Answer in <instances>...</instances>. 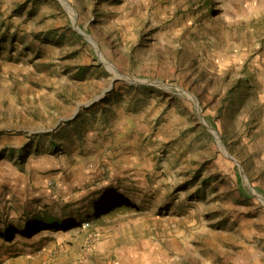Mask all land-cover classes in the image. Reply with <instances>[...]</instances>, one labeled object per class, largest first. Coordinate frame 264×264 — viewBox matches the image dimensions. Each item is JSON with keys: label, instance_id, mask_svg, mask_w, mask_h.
<instances>
[{"label": "rangeland", "instance_id": "obj_1", "mask_svg": "<svg viewBox=\"0 0 264 264\" xmlns=\"http://www.w3.org/2000/svg\"><path fill=\"white\" fill-rule=\"evenodd\" d=\"M64 1L0 0V264H264V0Z\"/></svg>", "mask_w": 264, "mask_h": 264}, {"label": "water", "instance_id": "obj_2", "mask_svg": "<svg viewBox=\"0 0 264 264\" xmlns=\"http://www.w3.org/2000/svg\"><path fill=\"white\" fill-rule=\"evenodd\" d=\"M63 1V3H64V5H66L67 6V4L65 3V1L64 0H62ZM86 38H88V37H86ZM125 79L126 80H128V81H130V82H132V83H145V82H143V81H140V80H137V79H128V78H126L125 77ZM105 91V90H104ZM103 91V92H104ZM98 97H95L93 100H95V99H97ZM218 145L220 146V148H221V150L223 151V153L224 154H226V151L224 150V148H223V146L221 145V143L219 142V140H218ZM242 176H243V174H242ZM244 177V176H243ZM245 187H246V189H247V191L250 193V194H256L255 192H254V190L252 189V188H250V186L247 184V182H245ZM259 196V195H258ZM259 198L261 199V200H263V198H261L260 196H259Z\"/></svg>", "mask_w": 264, "mask_h": 264}]
</instances>
